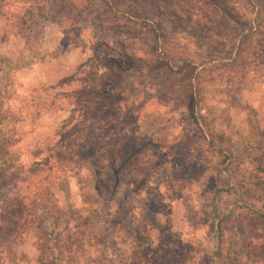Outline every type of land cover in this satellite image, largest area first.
<instances>
[{"label":"rangeland","instance_id":"rangeland-1","mask_svg":"<svg viewBox=\"0 0 264 264\" xmlns=\"http://www.w3.org/2000/svg\"><path fill=\"white\" fill-rule=\"evenodd\" d=\"M6 1L0 264H264V0Z\"/></svg>","mask_w":264,"mask_h":264},{"label":"trees","instance_id":"trees-1","mask_svg":"<svg viewBox=\"0 0 264 264\" xmlns=\"http://www.w3.org/2000/svg\"><path fill=\"white\" fill-rule=\"evenodd\" d=\"M36 3L32 6H30V10H27V12H23L22 14H19L18 12V16L20 17L21 19V24L22 25H25L26 24V18L28 17V22H29V25L30 27L34 26V27H37L39 26V22H34V19H39V20H51L53 22H58L57 24H61V22L64 21H69V20H73L75 18V15H73L71 17V19H69L70 17L68 15H66V13L64 12V10H70V9H73L75 10L76 7L74 8L73 7V4L70 2V0H35ZM6 0H0V24H6L9 20L8 18V11H7V8H6ZM249 2L257 8L260 9V6H259V3L257 2V0H249ZM65 3L67 4L66 7H65ZM76 6V5H75ZM36 9L39 11V14H37V16L34 17V14L32 13L33 10ZM223 12V15H225L224 17L227 18L228 20H232V17L231 15H228L224 9L221 10ZM70 12V11H68ZM26 14V17L24 18L22 15L23 14ZM56 16V18H54L53 16ZM59 19L56 20V19ZM63 18V19H62ZM253 23L257 24V21H255V19L253 20ZM236 25H238L236 23ZM33 27V28H34ZM40 27V26H39ZM3 34H5V32H0V41L3 37ZM15 201V200H13ZM16 203V202H15ZM6 206H10V208L13 206L14 207V202H12V206L11 205H6ZM244 209L250 211V212H255L257 216L259 217H262L264 218V214L263 213H260L258 211H255L253 210L252 207L250 206H247L245 205L244 206ZM11 210V209H10ZM13 211V210H12ZM214 211L216 212V206L214 207ZM9 212V209H5V214H7ZM17 225V224H16ZM13 224L11 230L14 228V226H16ZM7 228V226H6ZM2 230V229H1ZM1 230H0V233H1ZM215 238L216 240H218L219 238V232L216 230L215 231Z\"/></svg>","mask_w":264,"mask_h":264}]
</instances>
